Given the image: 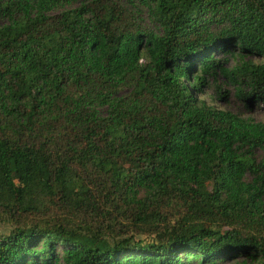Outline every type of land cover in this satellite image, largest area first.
<instances>
[{"label": "trees", "instance_id": "16d2710c", "mask_svg": "<svg viewBox=\"0 0 264 264\" xmlns=\"http://www.w3.org/2000/svg\"><path fill=\"white\" fill-rule=\"evenodd\" d=\"M75 1L0 0V264H264V121L197 96L264 112V0Z\"/></svg>", "mask_w": 264, "mask_h": 264}, {"label": "rangeland", "instance_id": "374dc122", "mask_svg": "<svg viewBox=\"0 0 264 264\" xmlns=\"http://www.w3.org/2000/svg\"><path fill=\"white\" fill-rule=\"evenodd\" d=\"M81 1H90V0H77L75 2H72L69 5H65L63 7L58 8V11L65 10V9H68V8H74V7L78 6V4ZM109 1L110 2H116L118 5L127 6V3H126L125 0H109ZM135 21L142 28H148V29L152 28L151 21L149 20L146 11L142 10L140 12V15H138L135 18ZM248 58H250L252 60H255V61L259 60L258 57H253V56H249ZM218 82L221 83L222 87L229 92L228 99L218 98L216 96L214 87L210 86V85L202 86V89L197 92V96L200 99H204L209 104L215 105L216 107H219V108L229 109V110L238 112L243 117L250 118L253 121H264V112L263 111H258V110L257 111H253V112L244 111L242 105L240 104V101H238V100H236L235 98L232 97V88H231V86H229L223 80H219ZM127 91H128V89H124L122 92L124 93V92H127ZM102 112H104V110H102ZM11 227H12L11 224L5 223L3 220L0 219V234L7 233L10 230ZM138 237L149 239L147 236H142V235L138 236ZM240 260L241 259H236V260L231 259L230 261H225L222 264H234L235 262H239Z\"/></svg>", "mask_w": 264, "mask_h": 264}]
</instances>
